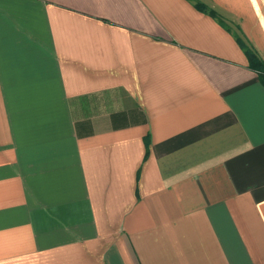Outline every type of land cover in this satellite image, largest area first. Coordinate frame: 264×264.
I'll return each mask as SVG.
<instances>
[{
  "label": "crops",
  "instance_id": "crops-1",
  "mask_svg": "<svg viewBox=\"0 0 264 264\" xmlns=\"http://www.w3.org/2000/svg\"><path fill=\"white\" fill-rule=\"evenodd\" d=\"M247 48L264 0H0V264H264Z\"/></svg>",
  "mask_w": 264,
  "mask_h": 264
},
{
  "label": "trees",
  "instance_id": "trees-1",
  "mask_svg": "<svg viewBox=\"0 0 264 264\" xmlns=\"http://www.w3.org/2000/svg\"><path fill=\"white\" fill-rule=\"evenodd\" d=\"M197 6L201 9L205 10V11L208 10L210 14L215 15V12L213 10L209 9V7L206 4L198 3ZM242 46L244 47L245 44L242 43ZM247 53H248V56H249V59L251 61L253 68H255L257 71H259L260 76H261L262 80L264 81V62L262 60H260L257 57V55L254 52H252L251 50H249L248 48H247Z\"/></svg>",
  "mask_w": 264,
  "mask_h": 264
}]
</instances>
